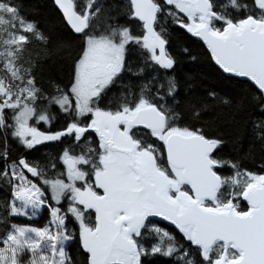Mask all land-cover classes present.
<instances>
[{
	"label": "snow or ice",
	"instance_id": "6c2138e0",
	"mask_svg": "<svg viewBox=\"0 0 264 264\" xmlns=\"http://www.w3.org/2000/svg\"><path fill=\"white\" fill-rule=\"evenodd\" d=\"M52 4L55 41L0 0V264H264V0ZM177 33L238 100L182 83ZM54 43L64 83L42 77ZM220 107L228 137L204 119Z\"/></svg>",
	"mask_w": 264,
	"mask_h": 264
},
{
	"label": "trees",
	"instance_id": "16d2710c",
	"mask_svg": "<svg viewBox=\"0 0 264 264\" xmlns=\"http://www.w3.org/2000/svg\"><path fill=\"white\" fill-rule=\"evenodd\" d=\"M22 5L27 15L34 19L39 27L45 32L51 33L54 41L59 37L67 36V29L61 15L54 10L52 0H17ZM187 48L197 59L193 60L187 56L182 49ZM172 52L180 59L178 74L184 85H195V94L204 95L209 89H216L221 94L228 93L237 100L242 89L247 85L224 80L215 70L212 64L207 60L205 49L194 39L188 38L187 35L177 33L173 37L171 45ZM70 55L68 50H57L55 43L49 46L47 55L42 58V77L45 82H67L68 79V62ZM204 119L210 122L212 127L210 131L214 134L219 130L225 137L231 130L232 110L227 107H220L215 111L204 114ZM239 154L247 155L246 164L249 167H258L261 152L258 144H253L250 138H246L239 146ZM225 154L231 152V145L225 148ZM6 193L0 191V199H3ZM43 223V221H41Z\"/></svg>",
	"mask_w": 264,
	"mask_h": 264
},
{
	"label": "rangeland",
	"instance_id": "374dc122",
	"mask_svg": "<svg viewBox=\"0 0 264 264\" xmlns=\"http://www.w3.org/2000/svg\"><path fill=\"white\" fill-rule=\"evenodd\" d=\"M18 2V1H17ZM113 2V0H108V3H112ZM115 2H119V0H115ZM19 3V2H18ZM22 11H23V14L25 15V16H27L29 19H31V20H34V19H32V18H30L28 15H27V13H26V11L25 10H23V8H22ZM121 22H123V20H121ZM259 166V165H258ZM73 254H74V252H73Z\"/></svg>",
	"mask_w": 264,
	"mask_h": 264
},
{
	"label": "flooded vegetation",
	"instance_id": "af4514ba",
	"mask_svg": "<svg viewBox=\"0 0 264 264\" xmlns=\"http://www.w3.org/2000/svg\"><path fill=\"white\" fill-rule=\"evenodd\" d=\"M192 39H194V38H192Z\"/></svg>",
	"mask_w": 264,
	"mask_h": 264
}]
</instances>
